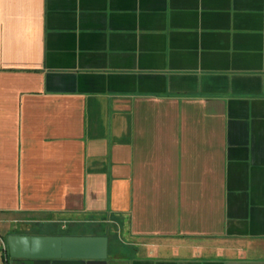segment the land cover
Wrapping results in <instances>:
<instances>
[{
    "label": "crops",
    "instance_id": "1",
    "mask_svg": "<svg viewBox=\"0 0 264 264\" xmlns=\"http://www.w3.org/2000/svg\"><path fill=\"white\" fill-rule=\"evenodd\" d=\"M73 223L264 264V0H0V233Z\"/></svg>",
    "mask_w": 264,
    "mask_h": 264
},
{
    "label": "water",
    "instance_id": "2",
    "mask_svg": "<svg viewBox=\"0 0 264 264\" xmlns=\"http://www.w3.org/2000/svg\"><path fill=\"white\" fill-rule=\"evenodd\" d=\"M8 251L13 259L33 264H108L109 238L105 235L10 234Z\"/></svg>",
    "mask_w": 264,
    "mask_h": 264
},
{
    "label": "rangeland",
    "instance_id": "3",
    "mask_svg": "<svg viewBox=\"0 0 264 264\" xmlns=\"http://www.w3.org/2000/svg\"><path fill=\"white\" fill-rule=\"evenodd\" d=\"M61 222H62V224H65L64 219H62ZM36 229L38 230V232H41V233H49V232H54L56 230L55 228L50 229V230H48V228H47L46 230H44L43 228H40V227H37ZM57 230H59L61 234L70 233L72 235H85L87 232L91 231L90 229H88L84 226H81V224H78V223L68 224L65 229L64 228L63 229L58 228ZM40 235H42V234H40ZM4 237L7 239L6 234H4ZM1 255H2V252L0 251V258H1Z\"/></svg>",
    "mask_w": 264,
    "mask_h": 264
},
{
    "label": "built area",
    "instance_id": "4",
    "mask_svg": "<svg viewBox=\"0 0 264 264\" xmlns=\"http://www.w3.org/2000/svg\"><path fill=\"white\" fill-rule=\"evenodd\" d=\"M0 251L4 253L6 261L11 259L8 251V244L6 238L0 233Z\"/></svg>",
    "mask_w": 264,
    "mask_h": 264
},
{
    "label": "trees",
    "instance_id": "5",
    "mask_svg": "<svg viewBox=\"0 0 264 264\" xmlns=\"http://www.w3.org/2000/svg\"><path fill=\"white\" fill-rule=\"evenodd\" d=\"M10 255V254H9Z\"/></svg>",
    "mask_w": 264,
    "mask_h": 264
}]
</instances>
